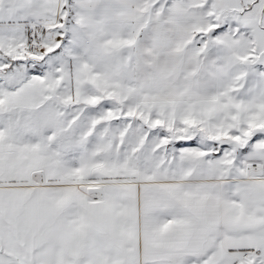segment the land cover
<instances>
[{
  "label": "snow or ice",
  "instance_id": "6c2138e0",
  "mask_svg": "<svg viewBox=\"0 0 264 264\" xmlns=\"http://www.w3.org/2000/svg\"><path fill=\"white\" fill-rule=\"evenodd\" d=\"M0 264H264V0H0Z\"/></svg>",
  "mask_w": 264,
  "mask_h": 264
}]
</instances>
